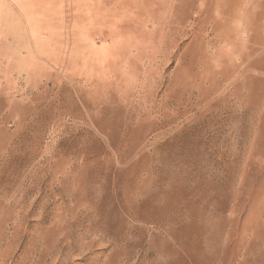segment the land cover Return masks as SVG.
<instances>
[{
  "label": "rangeland",
  "instance_id": "1",
  "mask_svg": "<svg viewBox=\"0 0 264 264\" xmlns=\"http://www.w3.org/2000/svg\"><path fill=\"white\" fill-rule=\"evenodd\" d=\"M0 264H264V0H0Z\"/></svg>",
  "mask_w": 264,
  "mask_h": 264
}]
</instances>
